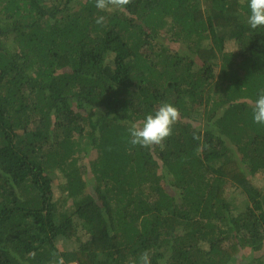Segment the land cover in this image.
<instances>
[{
    "label": "trees",
    "instance_id": "1",
    "mask_svg": "<svg viewBox=\"0 0 264 264\" xmlns=\"http://www.w3.org/2000/svg\"><path fill=\"white\" fill-rule=\"evenodd\" d=\"M247 13V0L103 12L0 0V264H134L144 251L151 264H264V125L252 118L264 27ZM163 102L180 112L172 135L131 145L128 128Z\"/></svg>",
    "mask_w": 264,
    "mask_h": 264
},
{
    "label": "clouds",
    "instance_id": "2",
    "mask_svg": "<svg viewBox=\"0 0 264 264\" xmlns=\"http://www.w3.org/2000/svg\"><path fill=\"white\" fill-rule=\"evenodd\" d=\"M131 0H94V6L103 12L109 9H122ZM248 13L246 24L250 29L264 27V0H247ZM105 22L104 16H98L95 23L102 25ZM180 112L172 103L163 102L154 111L147 114L140 122L132 123L128 128L129 143L133 146L151 148L159 145L172 135L173 126L179 120ZM252 118L254 123L264 125V88L258 91L257 98L252 106ZM57 264H63L62 259ZM77 264V263H76ZM134 264H151L148 251L141 252L138 261Z\"/></svg>",
    "mask_w": 264,
    "mask_h": 264
},
{
    "label": "rangeland",
    "instance_id": "3",
    "mask_svg": "<svg viewBox=\"0 0 264 264\" xmlns=\"http://www.w3.org/2000/svg\"><path fill=\"white\" fill-rule=\"evenodd\" d=\"M109 10H111V9H109ZM225 45H226V49H228V50H235L236 49L234 42H225ZM166 172H167L166 169L161 170V173H166ZM63 182H64L63 175L60 174L59 172H57L56 178L53 181V187H54L56 200L65 194L61 190V185ZM256 182L259 186L264 185V180H262V179L258 178V180ZM234 194H235V196H233V198L231 200H233V204L235 205V207L237 206V209H239V210L244 208L246 205V201H245V199L247 197L246 193L243 192L242 188L239 186L234 191ZM77 245L78 244L75 241V239H73L72 241H69V242H61L60 243L61 248H68V249H72V248L76 247ZM260 254L263 255V259H264V251H262V253H260ZM240 260L246 262L243 255L240 256ZM69 264H76V263H69Z\"/></svg>",
    "mask_w": 264,
    "mask_h": 264
}]
</instances>
